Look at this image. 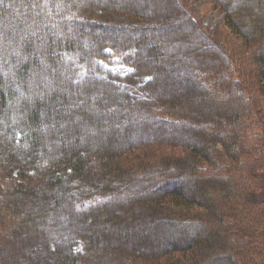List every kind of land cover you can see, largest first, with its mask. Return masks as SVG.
Returning <instances> with one entry per match:
<instances>
[{
    "label": "trees",
    "instance_id": "trees-1",
    "mask_svg": "<svg viewBox=\"0 0 264 264\" xmlns=\"http://www.w3.org/2000/svg\"><path fill=\"white\" fill-rule=\"evenodd\" d=\"M215 2L209 28L188 0H54L14 38L0 0V264H264V0Z\"/></svg>",
    "mask_w": 264,
    "mask_h": 264
},
{
    "label": "rangeland",
    "instance_id": "rangeland-1",
    "mask_svg": "<svg viewBox=\"0 0 264 264\" xmlns=\"http://www.w3.org/2000/svg\"><path fill=\"white\" fill-rule=\"evenodd\" d=\"M190 2V4L193 6V8L199 12L202 17H203V22L204 24H206L209 28H212L214 26H217V25H221L223 23V20H224V15H225V12L224 10L219 7V5L216 4L215 0H188ZM14 2V7L11 9V10H6V11H11V14L12 13H16L17 15H19L22 19V23L21 25H19V27H17L16 29H13L12 30V27L11 25H6L4 26L5 29L7 31H11V32H14V34L12 35L14 38L16 37H19L18 33L20 34H29L30 33V22L34 21V20H38V21H41V17L44 16V13H47L45 10V7L46 6H53V3H54V0H13ZM52 8V7H51ZM53 12V15L54 14H57V16L59 15V12ZM51 12V13H52ZM48 15V14H47ZM47 16L45 15L44 17V20L47 19L46 18ZM49 18V17H48ZM57 18V17H56ZM53 20H55V18H51ZM34 28L33 29H37L39 31H46V30H42V26L41 24H37L36 26L34 25L33 26ZM68 27H70V30H73V31H76L79 27L77 23H69L68 24ZM17 30V31H16ZM18 30L20 32H18ZM16 31V32H15ZM67 31V30H66ZM86 31V30H85ZM101 32V33H100ZM53 36H58V34H54L52 33ZM70 34H72L71 36H73V33L71 32ZM93 32L90 34L87 33V37H89V40L92 38L93 39V36H92ZM103 34L106 35V37H112L113 33L111 34V32H108L106 30H101L99 31L98 30V33L96 34V32L94 33V36H98V37H103ZM51 34H49L50 36ZM37 37L32 34V39H34ZM44 67V65H42ZM46 67V65H45ZM44 67V68H45ZM128 69V68H127ZM81 74V73H80ZM80 74L79 77L83 78L84 74L81 76ZM30 82L32 84H36V85H40V81H35V76L37 75V73H35V71L33 72H30ZM93 75V72L90 73V76ZM188 77V76H187ZM189 78V77H188ZM187 78V81L190 80ZM37 82V83H36ZM56 82V81H54ZM33 86L32 89H34L33 92H38L39 91V88H37V86ZM55 90V87L54 85H47V86H44L43 89H42V92L43 93H37L38 95H41V97L38 98V95L35 94L33 97L38 99V100H41V101H44L45 100V97L46 96H49V95H52L53 91ZM58 102H54V103H51L50 105V109L52 110V108L57 104ZM57 107V106H56ZM48 108H49V105H48ZM45 110V108H44ZM47 117V121H49L48 123H46V125H44V128H45V138H47L49 140V143L50 145H52V147H54L53 149L54 150H59V148L61 147H64L65 143L60 142L58 140H56V125L53 126L52 124V120L54 119V112L52 111H48V114L45 115ZM64 141V140H63ZM189 236H193L192 233L188 232Z\"/></svg>",
    "mask_w": 264,
    "mask_h": 264
}]
</instances>
